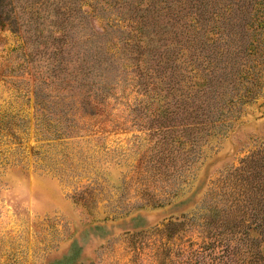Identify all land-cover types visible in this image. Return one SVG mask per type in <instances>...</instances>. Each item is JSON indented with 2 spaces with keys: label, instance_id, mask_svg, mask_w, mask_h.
Instances as JSON below:
<instances>
[{
  "label": "rangeland",
  "instance_id": "rangeland-1",
  "mask_svg": "<svg viewBox=\"0 0 264 264\" xmlns=\"http://www.w3.org/2000/svg\"><path fill=\"white\" fill-rule=\"evenodd\" d=\"M0 264H264V0H0Z\"/></svg>",
  "mask_w": 264,
  "mask_h": 264
},
{
  "label": "trees",
  "instance_id": "trees-1",
  "mask_svg": "<svg viewBox=\"0 0 264 264\" xmlns=\"http://www.w3.org/2000/svg\"><path fill=\"white\" fill-rule=\"evenodd\" d=\"M103 2V0H101ZM89 7V4H86Z\"/></svg>",
  "mask_w": 264,
  "mask_h": 264
}]
</instances>
